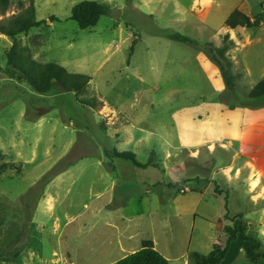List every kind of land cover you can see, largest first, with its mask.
Listing matches in <instances>:
<instances>
[{"label": "rangeland", "instance_id": "obj_1", "mask_svg": "<svg viewBox=\"0 0 264 264\" xmlns=\"http://www.w3.org/2000/svg\"><path fill=\"white\" fill-rule=\"evenodd\" d=\"M81 1L11 0L0 13V21H8L33 2L43 23L17 39L30 42L31 55L40 62H56L90 78L86 92L55 87L39 94L0 71V165L7 164L0 177V264H115L153 237L159 248L167 241L173 250L191 244L208 254L226 198L219 185L210 184L211 170L232 155L221 146L204 147L200 155L178 148L173 113L199 98L256 103L248 93L262 78L264 31L262 50L249 62L250 76L241 71L234 92L217 91L196 59L200 52L209 55L204 45L215 44L234 9L248 10L247 0H95L110 10L121 8V17L109 12L87 29L70 18ZM263 25L260 16L250 32ZM173 32L198 44L166 37ZM13 42L0 35L3 67ZM93 93L104 105L82 104ZM133 133L148 141L136 146ZM115 151H135L140 162L152 166L133 172V162ZM197 185L210 188L195 205L198 195L191 192ZM177 202L186 210L182 214ZM194 206L198 218L191 213ZM250 229L262 240L259 227Z\"/></svg>", "mask_w": 264, "mask_h": 264}, {"label": "crops", "instance_id": "obj_2", "mask_svg": "<svg viewBox=\"0 0 264 264\" xmlns=\"http://www.w3.org/2000/svg\"><path fill=\"white\" fill-rule=\"evenodd\" d=\"M214 1L215 0L212 2ZM263 2L264 0H247L244 5L248 10L244 11L251 17L261 14ZM261 17L264 23V14L261 15ZM49 23L51 25L53 24V22ZM250 30V28L246 27L232 29L227 26L214 36L216 46L222 44V35H228L230 40L234 42L232 48L229 50V56H231L234 62L233 72L235 74L243 71L245 76H250L251 69L249 68V62L254 56V52L262 50L263 44L261 43V34L264 31V25L261 26V28H254L253 33L250 32ZM0 35L9 37L3 33H0ZM241 38H245L247 41H243L242 43ZM24 43L32 48L30 42L25 40ZM254 44L258 45L256 49L251 48ZM33 58L39 61L36 54ZM196 63H198L199 66H203L204 71L207 73L208 80L215 90L221 91L226 88L225 81L218 65L206 53L200 52L196 59ZM263 77L264 64L262 78ZM221 78L224 83L221 81ZM241 78H239V80ZM260 80H258V82ZM258 82L254 83V86ZM199 95H201L200 92ZM259 99H254V101H257L254 104H241L237 105L235 108H231L228 104L221 101L199 98L189 104L183 103L178 110L173 113V120L176 123L178 148L189 150L199 155L201 149L204 147L213 149L221 146L231 152L232 158L229 162L223 166L222 163H219L216 165L217 167L211 170L212 182L210 184L212 185L215 183L223 190L222 194L228 199L230 215L235 216L237 214H243L251 227H259V235L262 240H264V101ZM134 125L135 123H133V127ZM140 129L145 130L144 127ZM165 138L166 140L164 139L163 142L167 144V149H169L170 140L168 136ZM147 141L148 137L140 136L137 138L133 133V143L136 146H141ZM133 152L136 154L135 151ZM102 163H104V160H102ZM133 165V172L148 168L138 167L134 163ZM116 167L118 169L117 164ZM243 168L246 170V174H242ZM221 173H223V175H221ZM195 176L203 178V173L195 171ZM143 184L144 186L150 185L147 181H144ZM209 188L210 187L203 188L197 185L196 190L191 192V194L198 195L195 205H198L206 198V195L209 193ZM222 194L219 193L218 195ZM191 199H194V197H191ZM41 202L42 201L39 203V207L42 204ZM177 205L179 214L186 211L185 208H181L178 202ZM196 208L197 207L194 206V208L191 209L194 218L199 217ZM225 224L226 221L223 215V219L218 221L217 237L213 238L210 251L215 243L223 244L225 242L226 238L223 231ZM151 240L154 242L155 248L169 260V264H189V253L195 251L192 250L191 244L187 245L183 250H173L171 246L167 244V241L159 248L157 238L153 237ZM142 242L141 246H133V250L127 252L124 256L139 250L142 247ZM250 246L251 243L249 241L240 238L233 241L226 257L220 264H264V258L257 263H253L249 260ZM124 256H122V258ZM116 262L113 263L116 264Z\"/></svg>", "mask_w": 264, "mask_h": 264}, {"label": "trees", "instance_id": "obj_3", "mask_svg": "<svg viewBox=\"0 0 264 264\" xmlns=\"http://www.w3.org/2000/svg\"><path fill=\"white\" fill-rule=\"evenodd\" d=\"M11 0H0V13L4 14L10 6ZM20 4H23L20 1ZM264 5V3H263ZM110 8L106 3L95 0H83L72 8L71 19L75 20L79 27L87 29L98 24L100 18L109 13ZM260 14L251 17L241 8L234 9L226 19V25L235 29L238 27H258L260 25ZM54 19H58L54 17ZM43 23L36 16V8L34 3L24 10V12L12 15L8 21H0V33L14 39L12 46L7 49L8 66L3 67L0 64V71L4 72L9 78L19 82H26L31 88L39 94H47L55 87L63 91H72L82 93L87 91L90 78L84 74L69 71L67 68L56 62H40L31 55V48L23 45L17 39L21 33H27L30 29L38 27ZM166 37L181 43H189L197 45L198 42L181 33H167ZM136 41V40H135ZM134 41V42H135ZM234 42L230 40L228 35L223 38V44L216 46L211 42L204 45V50L209 53L208 56L218 65L222 77L225 81L226 91L234 92L236 86L237 74L233 72L234 62L228 52L232 48ZM248 97L259 99L264 97V77L250 90ZM82 104L89 108H99L104 105L100 97L93 93L84 100ZM227 104V103H226ZM231 108H235L237 104H228ZM115 156L124 160L132 161L138 167L146 168L152 166L150 161L140 162L136 154L132 151H115ZM7 170V164L0 165V177ZM224 219L226 224L223 231L226 235L224 245L215 243L212 250L208 254H202L197 251L189 253V264H220L226 257L230 245L237 239L249 241L250 261L259 262L264 258V247L262 240L258 235L253 234L246 218L243 214L235 216L230 215L228 207V199L225 202ZM2 257L0 253V258ZM116 264H169V260L161 254L151 239H145L142 247L119 259Z\"/></svg>", "mask_w": 264, "mask_h": 264}, {"label": "water", "instance_id": "obj_4", "mask_svg": "<svg viewBox=\"0 0 264 264\" xmlns=\"http://www.w3.org/2000/svg\"><path fill=\"white\" fill-rule=\"evenodd\" d=\"M122 9L121 8H113L110 10V14L114 19H119L121 17Z\"/></svg>", "mask_w": 264, "mask_h": 264}]
</instances>
